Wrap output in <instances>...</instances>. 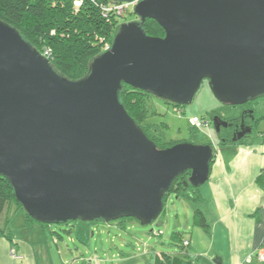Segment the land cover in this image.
Wrapping results in <instances>:
<instances>
[{
    "label": "water",
    "instance_id": "obj_1",
    "mask_svg": "<svg viewBox=\"0 0 264 264\" xmlns=\"http://www.w3.org/2000/svg\"><path fill=\"white\" fill-rule=\"evenodd\" d=\"M134 13L139 21L123 24L78 82L0 20V176L39 223L148 226L179 176L190 171L195 188L208 182L213 147L158 150L122 106L123 84L181 106L204 81L227 105L264 97V0H146ZM148 20L163 38L146 34ZM213 124L218 133L229 126L219 117ZM252 132L242 123L232 141Z\"/></svg>",
    "mask_w": 264,
    "mask_h": 264
},
{
    "label": "trees",
    "instance_id": "obj_2",
    "mask_svg": "<svg viewBox=\"0 0 264 264\" xmlns=\"http://www.w3.org/2000/svg\"><path fill=\"white\" fill-rule=\"evenodd\" d=\"M76 2H81V5L78 7ZM113 3L112 0H0V20L16 29L34 50L41 54L49 52L51 66L61 77L78 82L89 75L92 62L105 52V47L113 45L120 19L114 15L104 17L101 11V5ZM75 6L77 10L74 9ZM130 14L135 15L134 12ZM136 21H139L137 17ZM144 30L150 37L165 36L164 30L154 20H148ZM152 96L149 92L123 84L120 102L158 150L180 144L181 142H165L162 130L148 122L150 109L147 108V100L149 98L151 102ZM239 120L230 121L231 124L227 128L220 130L218 136L221 145L234 144L232 128ZM255 121L257 126L261 122L256 118ZM190 175V171L185 172L173 182L163 199V211L170 196L191 202L195 206L193 226L201 228L209 235L210 225L206 216L208 203L201 194L202 187L195 188L189 183ZM257 182L263 185L264 176L258 177ZM9 204H14L24 211L15 198L10 182L0 176V219ZM26 219L28 225L39 224L51 231L52 225L39 223L27 213ZM134 221L137 220L121 218L112 223L122 230H127V225ZM0 234L5 233L0 231ZM51 234L53 237L56 235V240L62 238L55 231ZM183 235L176 232L173 236V241L180 243L179 250L183 255L172 257L166 253L157 254L154 264H190L187 261L190 244L184 246L186 240ZM85 261L87 260L84 259V263Z\"/></svg>",
    "mask_w": 264,
    "mask_h": 264
},
{
    "label": "crops",
    "instance_id": "obj_3",
    "mask_svg": "<svg viewBox=\"0 0 264 264\" xmlns=\"http://www.w3.org/2000/svg\"><path fill=\"white\" fill-rule=\"evenodd\" d=\"M257 108L255 111L259 113ZM244 139L222 145L216 152L209 180L201 188L208 203L210 234L192 226L183 235L184 240L190 241L187 256L190 264H243L247 260L251 264H264L256 259L258 250L264 247V184L257 182L258 177L264 176V132ZM20 210L9 204L0 219V231L5 233L0 234V264H65L62 254L58 257L51 250L47 229L39 224L28 225L26 213L20 223L14 222ZM50 230L49 233L54 232L53 227ZM58 243L57 238L53 244L58 248ZM13 251L17 258L13 257ZM156 255H152L150 264H154ZM169 255L183 254L179 250ZM120 257H124L121 252Z\"/></svg>",
    "mask_w": 264,
    "mask_h": 264
},
{
    "label": "rangeland",
    "instance_id": "obj_4",
    "mask_svg": "<svg viewBox=\"0 0 264 264\" xmlns=\"http://www.w3.org/2000/svg\"><path fill=\"white\" fill-rule=\"evenodd\" d=\"M76 7L74 9L77 10ZM130 15L128 14L117 24L116 36L123 24L136 21V16ZM147 108L150 109L148 122L162 130L165 142L211 145L216 152H219L223 146L213 124V117L218 116L222 119L224 116L223 118H227V122H230L228 118L233 121L236 116H242L245 110H250L253 111L254 118L261 120L264 118V97L252 101L248 106L227 105L214 97L208 81H204L190 105H176L152 96L151 102L149 98L147 100ZM256 108L259 113L255 111ZM193 118L210 124L195 129L191 125ZM262 132H264V119L246 138L257 137ZM194 210L195 206L191 202L170 196L163 213L148 226H142L134 221L128 222L127 230H122L114 223L79 220L68 225H52L53 230L62 237L58 239L60 242L58 248L53 244L55 239L51 233L46 232V239L49 240L50 247H53L51 250L54 249V253H58V257L62 254L65 264H83L84 259L93 260L95 257L102 260L103 264H150L152 255L179 252L180 243L173 241V236L176 232L186 234L187 228L193 226ZM13 214L12 212L9 217L12 218ZM24 215L25 212L20 210L14 216V222L18 220L20 223ZM120 252L124 257H120Z\"/></svg>",
    "mask_w": 264,
    "mask_h": 264
},
{
    "label": "built area",
    "instance_id": "obj_5",
    "mask_svg": "<svg viewBox=\"0 0 264 264\" xmlns=\"http://www.w3.org/2000/svg\"><path fill=\"white\" fill-rule=\"evenodd\" d=\"M146 1V0H132L131 3H113L112 5H107V4H103L101 5V11L104 17H110L111 15L116 16L118 19L122 20L125 19L126 16L132 12L135 11V8L137 5H139L141 2ZM77 6L81 5V2H76ZM111 48V46H106L105 47V51L109 50ZM46 58L49 59V52H46L45 54H43ZM209 122H203L198 118H193L191 120V125L195 128V129H199L202 128L203 126H207L209 125ZM189 242L185 241L184 242V246L187 247L189 246ZM13 257L17 258V255H15V252L13 251ZM256 259L259 262H264V247L260 248L257 252L256 255ZM85 264H103L102 260L99 259H93V260H87L85 261ZM243 264H251L250 260H247L245 263Z\"/></svg>",
    "mask_w": 264,
    "mask_h": 264
},
{
    "label": "flooded vegetation",
    "instance_id": "obj_6",
    "mask_svg": "<svg viewBox=\"0 0 264 264\" xmlns=\"http://www.w3.org/2000/svg\"><path fill=\"white\" fill-rule=\"evenodd\" d=\"M215 117H217V116H215ZM215 117H213V118H215ZM219 119L222 122L228 123V125L231 124V123H229V122H227L221 118H219ZM242 123L244 124L245 127H251L253 131H254V129H256V126H257L255 118H252L250 115H247L245 117V119H240L237 123H235V126L232 128L233 135H235L241 131ZM222 129H224V128H222Z\"/></svg>",
    "mask_w": 264,
    "mask_h": 264
},
{
    "label": "clouds",
    "instance_id": "obj_7",
    "mask_svg": "<svg viewBox=\"0 0 264 264\" xmlns=\"http://www.w3.org/2000/svg\"><path fill=\"white\" fill-rule=\"evenodd\" d=\"M43 55V54H42ZM246 111V110H245ZM239 119H241V117L239 118ZM247 137V136H246ZM245 137V138H246ZM243 140V139H242ZM239 142V141H238ZM238 142H236V143H238ZM214 149V148H213ZM216 151L214 150V157L216 156V153H215Z\"/></svg>",
    "mask_w": 264,
    "mask_h": 264
}]
</instances>
